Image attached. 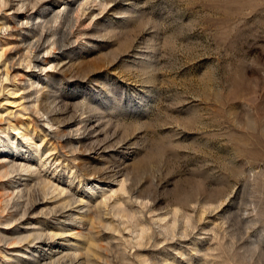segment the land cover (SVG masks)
I'll use <instances>...</instances> for the list:
<instances>
[{
    "label": "rangeland",
    "instance_id": "obj_1",
    "mask_svg": "<svg viewBox=\"0 0 264 264\" xmlns=\"http://www.w3.org/2000/svg\"><path fill=\"white\" fill-rule=\"evenodd\" d=\"M10 162L0 264H264V0H0Z\"/></svg>",
    "mask_w": 264,
    "mask_h": 264
},
{
    "label": "bare ground",
    "instance_id": "obj_2",
    "mask_svg": "<svg viewBox=\"0 0 264 264\" xmlns=\"http://www.w3.org/2000/svg\"><path fill=\"white\" fill-rule=\"evenodd\" d=\"M5 166V169H3V171H1L0 172V176L1 177H3V176H7L9 173H11L13 170H17V168H18V166L16 165V163L15 162H10V163H7V164H3L2 165V167H4ZM18 169H20V170H26L27 168H25V166L24 165H20L19 166V168ZM48 186V185H47ZM49 188H51V189H49ZM48 189L49 190H51V192L49 191V194L50 193H54V195L55 196H57V195H61V194H63L64 193V191L62 190V189H59L58 188V186H56V185H52L51 184V187H48ZM16 190V189H15ZM18 191V190H17ZM19 193H20V196L22 195V189L21 190H19ZM23 214H25V213H23ZM36 232H33L32 233V237H33V239H32V241L34 240V239H39V238H41L40 236L42 235L41 234V232L39 231H37V230H35ZM1 235V234H0ZM31 236V235H30ZM30 236H22L21 235V237H11L10 239H7L8 241H9V243L10 244H13V243H18V242H22V241H25V240H27ZM2 238V237H1ZM3 238H5V236H3Z\"/></svg>",
    "mask_w": 264,
    "mask_h": 264
}]
</instances>
